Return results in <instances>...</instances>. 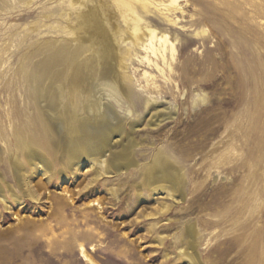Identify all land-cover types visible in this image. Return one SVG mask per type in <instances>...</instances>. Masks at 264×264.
<instances>
[{"label":"rangeland","instance_id":"1","mask_svg":"<svg viewBox=\"0 0 264 264\" xmlns=\"http://www.w3.org/2000/svg\"><path fill=\"white\" fill-rule=\"evenodd\" d=\"M62 1L0 0L2 151L8 140L2 135L14 127L11 111L25 106L24 96L10 90L19 87L21 70L38 61L57 36L52 27L79 28L74 24L78 12ZM153 1L169 5L171 0ZM88 5L112 12L109 26L121 54L127 50L131 54L128 64L135 91L152 97L139 87L148 72L163 90L159 101L170 107L167 115L175 114L154 134L140 133L144 145L136 152L139 163L151 156L152 143L156 148H165L168 142L178 148L203 143L205 148L190 150L176 161L186 173L185 201L155 218L145 216L158 213L161 201L146 192L139 203L129 171L103 179L104 190L87 194L85 200L80 193L86 181L68 188V183L60 182L62 175H56L43 187L47 178L38 173L32 183L42 201L24 198L19 206L8 195L12 209L0 203V264H92L82 257V248L93 264H185L176 242L185 239L191 226L196 227L202 264H264V0H177L160 11L139 10L142 33L149 24L176 46L178 69L172 77L140 64L146 55L142 44L132 43L131 32L121 34L123 22L111 0ZM70 12L72 23L65 25L62 15ZM145 116L142 113L140 119ZM191 169L202 173L197 176ZM0 171L17 192L9 167L0 165ZM26 172L30 174L29 169ZM110 189L113 196L107 195ZM195 191L203 194L192 202ZM95 201L99 207L93 206ZM60 203L65 207L59 208Z\"/></svg>","mask_w":264,"mask_h":264},{"label":"bare ground","instance_id":"2","mask_svg":"<svg viewBox=\"0 0 264 264\" xmlns=\"http://www.w3.org/2000/svg\"><path fill=\"white\" fill-rule=\"evenodd\" d=\"M89 2L93 4V0ZM66 3L72 11L78 12L74 24L79 28L75 30L67 25L58 31V27H52L53 35L56 33L57 36H53L46 50L40 52L38 61L21 70L19 87L10 88L24 96L25 106L11 111L14 127L2 135V139L8 140L6 151L0 149V165L9 167L18 191L7 184L0 171V203L6 209H12L8 195L19 206L23 205L24 198L40 202L32 183L38 173L47 178L46 184H40L43 187L50 185L56 175H62L60 182L68 183V188L86 181L80 193L85 200L90 197L87 194L104 190L105 187L100 185L103 179L121 177L125 175L121 173L129 171L128 175L136 182L134 190L139 203L143 202L142 196L146 192L161 201L156 206L158 213L155 215L147 213L148 208L144 205L145 217L164 216L170 212L171 206L184 202L186 198V173L176 161L184 158L190 150H203L205 146L196 143L195 146L178 148L168 142L165 148H156L152 143L151 156L145 159L146 162L139 163L136 152L144 145L140 133L154 134L167 121L173 120L175 114L167 115L170 107L159 101L163 90L156 86L155 77L148 72H144L145 82L144 85L139 83V87L152 97H142L135 91L128 64L131 54L129 50L121 54L109 26L113 21L112 12L107 8L89 7L83 0L62 1V5ZM176 4L177 0H171L169 5ZM111 5L122 19L121 34L126 36L131 32L132 43L142 44L146 55L140 64L161 73L167 71L172 77L178 69L174 42L167 35L160 36L150 29L149 24L146 33H142L143 22L139 16L141 9L149 13L150 8L160 11L169 5L153 0H111ZM50 12L51 20H56V9ZM73 15L72 12L62 15L65 25L72 23ZM159 62L164 67L159 68ZM189 70L192 73V69ZM142 113L146 116L140 119ZM137 119H140L139 123L135 122ZM209 125L206 120L204 129ZM131 168L135 169L132 173ZM190 172L197 176L202 173L193 169ZM81 174L84 179L80 181ZM106 192L108 196L114 195L113 189ZM202 194L195 191L192 202ZM93 206L99 207L100 203L95 201ZM64 207L63 203L59 204V208ZM196 238V227L191 226L185 239L176 242L185 264H202ZM165 239L161 238L160 245ZM81 253L93 264L85 248Z\"/></svg>","mask_w":264,"mask_h":264}]
</instances>
